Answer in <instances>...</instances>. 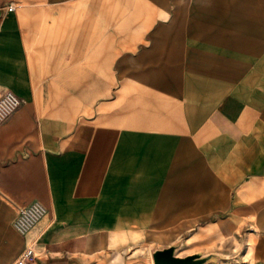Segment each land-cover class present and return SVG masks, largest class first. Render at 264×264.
Returning a JSON list of instances; mask_svg holds the SVG:
<instances>
[{"label": "crops", "instance_id": "0c3cea01", "mask_svg": "<svg viewBox=\"0 0 264 264\" xmlns=\"http://www.w3.org/2000/svg\"><path fill=\"white\" fill-rule=\"evenodd\" d=\"M8 90L0 264H264V0H0Z\"/></svg>", "mask_w": 264, "mask_h": 264}, {"label": "built area", "instance_id": "2783aa9c", "mask_svg": "<svg viewBox=\"0 0 264 264\" xmlns=\"http://www.w3.org/2000/svg\"><path fill=\"white\" fill-rule=\"evenodd\" d=\"M15 9L11 4L8 7L9 11ZM21 105L20 97L13 91L8 90L0 96V125L15 112ZM48 208L40 200H34L22 207L17 211L16 217L13 220V227L16 232L22 236L28 235L47 215ZM49 255V251L46 249L37 253L36 245H28L18 258L20 263H32L35 259L41 256Z\"/></svg>", "mask_w": 264, "mask_h": 264}, {"label": "water", "instance_id": "95a60500", "mask_svg": "<svg viewBox=\"0 0 264 264\" xmlns=\"http://www.w3.org/2000/svg\"><path fill=\"white\" fill-rule=\"evenodd\" d=\"M153 259L154 264H190L189 261L192 258H178L172 254L171 249H164L156 251Z\"/></svg>", "mask_w": 264, "mask_h": 264}, {"label": "rangeland", "instance_id": "374dc122", "mask_svg": "<svg viewBox=\"0 0 264 264\" xmlns=\"http://www.w3.org/2000/svg\"><path fill=\"white\" fill-rule=\"evenodd\" d=\"M105 222H106L105 220H99V221L97 222L98 225H99L98 227L103 226V225L105 224ZM31 244H37L39 247L42 246L41 242L38 241V238H36L33 242H31L30 245H31ZM37 245H36V246H37ZM99 245H100V244H99ZM98 248H101V245H100ZM85 255H92V256H93V255H95V253H94V252H90V253H87V252H86ZM223 264H230V263H223Z\"/></svg>", "mask_w": 264, "mask_h": 264}, {"label": "bare ground", "instance_id": "6f19581e", "mask_svg": "<svg viewBox=\"0 0 264 264\" xmlns=\"http://www.w3.org/2000/svg\"><path fill=\"white\" fill-rule=\"evenodd\" d=\"M4 93H5V92H4ZM4 93H3V94H4ZM1 95H2V94H1ZM1 95H0V96H1ZM27 263H28V262H26V263H25V262H24V263H20V262L18 261V259H17V264H27Z\"/></svg>", "mask_w": 264, "mask_h": 264}]
</instances>
